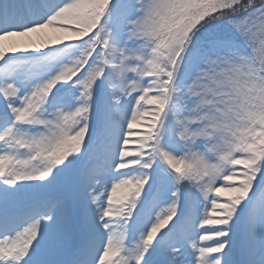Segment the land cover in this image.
I'll return each mask as SVG.
<instances>
[{"label": "snow or ice", "instance_id": "1", "mask_svg": "<svg viewBox=\"0 0 264 264\" xmlns=\"http://www.w3.org/2000/svg\"><path fill=\"white\" fill-rule=\"evenodd\" d=\"M0 264H264V0H0Z\"/></svg>", "mask_w": 264, "mask_h": 264}, {"label": "rangeland", "instance_id": "2", "mask_svg": "<svg viewBox=\"0 0 264 264\" xmlns=\"http://www.w3.org/2000/svg\"><path fill=\"white\" fill-rule=\"evenodd\" d=\"M143 128H144V125L141 126V130H143ZM227 195H228V193L225 192V193H224V196L226 197Z\"/></svg>", "mask_w": 264, "mask_h": 264}]
</instances>
